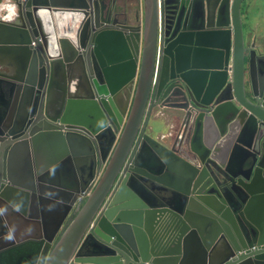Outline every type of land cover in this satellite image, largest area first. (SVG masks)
<instances>
[{
    "label": "water",
    "instance_id": "95a60500",
    "mask_svg": "<svg viewBox=\"0 0 264 264\" xmlns=\"http://www.w3.org/2000/svg\"><path fill=\"white\" fill-rule=\"evenodd\" d=\"M134 1L0 0V264H264L255 1Z\"/></svg>",
    "mask_w": 264,
    "mask_h": 264
},
{
    "label": "crops",
    "instance_id": "0c3cea01",
    "mask_svg": "<svg viewBox=\"0 0 264 264\" xmlns=\"http://www.w3.org/2000/svg\"><path fill=\"white\" fill-rule=\"evenodd\" d=\"M254 1H255V4H254V9H253V17L254 18L257 17V22L258 21L262 22V28L261 29H262V34H264V0H254ZM125 2H128V4L130 3L133 6L135 4H137L134 0H117V4L120 5V6L123 5ZM140 9H141V5H140ZM140 12H141V10H140ZM151 120H153V118H151ZM51 154H52V157L54 159L57 158V160H58L57 164H58V162H61V161L66 159L65 154H62V152H60V151H56V152H53ZM52 164H55V162H52ZM59 165L60 164H58L57 166H59ZM71 166H72V168L75 166V163L73 162V159L71 161ZM67 173H68L67 166H62V167H60L57 170L56 178H58L60 180H65L63 177H65V174H67ZM10 219L13 220V221H17L18 220L14 216H10Z\"/></svg>",
    "mask_w": 264,
    "mask_h": 264
},
{
    "label": "rangeland",
    "instance_id": "374dc122",
    "mask_svg": "<svg viewBox=\"0 0 264 264\" xmlns=\"http://www.w3.org/2000/svg\"><path fill=\"white\" fill-rule=\"evenodd\" d=\"M254 20V25H255V32L261 37L262 39L264 38V34H262V22L258 21L257 22V17L253 19Z\"/></svg>",
    "mask_w": 264,
    "mask_h": 264
}]
</instances>
